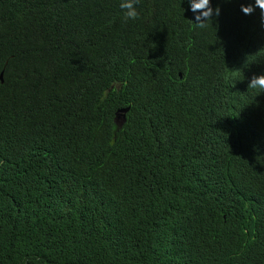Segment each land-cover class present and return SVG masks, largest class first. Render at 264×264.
Masks as SVG:
<instances>
[{"label":"trees","instance_id":"trees-1","mask_svg":"<svg viewBox=\"0 0 264 264\" xmlns=\"http://www.w3.org/2000/svg\"><path fill=\"white\" fill-rule=\"evenodd\" d=\"M210 3L0 0V264H264V22Z\"/></svg>","mask_w":264,"mask_h":264},{"label":"clouds","instance_id":"clouds-1","mask_svg":"<svg viewBox=\"0 0 264 264\" xmlns=\"http://www.w3.org/2000/svg\"><path fill=\"white\" fill-rule=\"evenodd\" d=\"M139 0H120L119 7L123 10V22L127 23L129 20H136L139 17V12L136 5ZM191 10L196 13L195 21L197 27L203 29L207 27V21L213 20V15L219 16L220 8L213 10L210 0H189ZM242 11L245 14L253 13L257 8L260 11L261 20L264 22V0H255L254 4L241 5ZM248 89H260L264 92V73L260 75H253Z\"/></svg>","mask_w":264,"mask_h":264},{"label":"water","instance_id":"water-1","mask_svg":"<svg viewBox=\"0 0 264 264\" xmlns=\"http://www.w3.org/2000/svg\"><path fill=\"white\" fill-rule=\"evenodd\" d=\"M0 80L3 82V71L0 72ZM129 107L126 108H120L116 111V120L120 119L122 121L125 120V112L128 110Z\"/></svg>","mask_w":264,"mask_h":264}]
</instances>
